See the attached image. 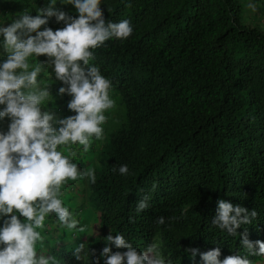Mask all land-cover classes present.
Returning a JSON list of instances; mask_svg holds the SVG:
<instances>
[{
    "label": "trees",
    "instance_id": "obj_1",
    "mask_svg": "<svg viewBox=\"0 0 264 264\" xmlns=\"http://www.w3.org/2000/svg\"><path fill=\"white\" fill-rule=\"evenodd\" d=\"M49 2L0 0V26L25 8L36 15V8ZM56 7L63 9L59 0ZM101 8L106 21L128 19L133 27L127 39L111 38L93 49L90 61L119 94L124 120L93 140L100 167L81 205L91 206L92 231L98 232L80 233L71 244L62 236L51 253L65 264H78L72 256L76 244L87 240L99 255L111 230L138 250L158 242L173 264H203L199 253L193 258L184 251L189 247L200 252L219 247L221 260L239 253L254 261L257 255L240 241L245 230L249 240L264 241V28L247 21L244 0H102ZM48 26L63 24L52 17ZM2 53L0 44V61ZM50 75L38 79L41 86L52 83L45 105L55 112L61 95ZM8 123L0 121V130L7 131ZM124 164L128 175L113 171ZM145 194L150 207L137 213ZM219 199L255 208L258 216L229 236L211 223ZM45 226V231L51 226L49 235L62 233L54 215Z\"/></svg>",
    "mask_w": 264,
    "mask_h": 264
},
{
    "label": "clouds",
    "instance_id": "obj_2",
    "mask_svg": "<svg viewBox=\"0 0 264 264\" xmlns=\"http://www.w3.org/2000/svg\"><path fill=\"white\" fill-rule=\"evenodd\" d=\"M60 3L73 5L78 16L56 7L57 0H50L46 7L36 8V15L25 8L11 24L0 26L4 56L0 61V121H9L7 131L0 130V264H65L50 251L61 243L62 236L64 244H71L80 237L77 233L91 237L98 232L97 228L89 231V225L65 206L62 189L69 181L80 178L96 182L95 169L82 170L73 162L76 151L71 147L82 145L88 152L93 139H103V125L108 119L105 113L115 107L110 79L97 65L90 64L95 59L92 50L111 38L127 39L133 27L128 19L106 21L102 0ZM52 17L63 26L55 30L49 27ZM40 56L47 59L40 61ZM30 57H36V62H30ZM41 73H51L50 81L54 76L62 83L58 94L71 97L67 107L73 115L60 118L46 107L52 83L41 86ZM117 170L121 175L129 174L126 164L113 168ZM149 201L150 196L145 194L137 202L136 212L148 209ZM217 204L211 223L229 236H236L241 225L252 224L258 216L255 208L249 210L225 199H219ZM52 215L66 233L49 235L51 226L45 231V220ZM129 219L134 222L132 217ZM157 222L164 224V217ZM241 235L244 249L264 256V241L249 240L247 230ZM103 240L105 246L99 255L87 240L78 242L72 250L75 261L100 264L103 258V264H173L158 242L138 250L124 234L113 235L111 230ZM184 251L193 258L199 253L203 264H253L247 255L239 253L221 260L219 247L204 252L189 247Z\"/></svg>",
    "mask_w": 264,
    "mask_h": 264
},
{
    "label": "rangeland",
    "instance_id": "obj_3",
    "mask_svg": "<svg viewBox=\"0 0 264 264\" xmlns=\"http://www.w3.org/2000/svg\"><path fill=\"white\" fill-rule=\"evenodd\" d=\"M250 4L253 5L254 7L250 8L249 7ZM259 4L261 5L264 4V1L244 0V5H245L244 14L248 22L252 24L256 23L261 28H264V8L258 7ZM61 5H63L62 10L72 15V10L70 9L69 5L66 4H61ZM55 84L56 85L58 84L59 87L62 86V83L59 81H56ZM57 90L58 88L55 89V91ZM110 96L112 99L115 100V107L107 110L109 117H108V121L103 125L104 136L108 135V133H110L114 129V127H116V125H119L124 120V115H122V112H124L122 110L123 104L121 103V98L119 94L117 93V91L111 89ZM59 97H60V101L58 103L55 102V105L59 104L55 107V113L57 114V116L63 118L69 115H73L74 113L71 112L67 107V103L71 99V97L66 94L61 95ZM71 147L73 148V150L76 151V156L73 158V162L77 163L78 167H80L82 170L91 167L95 169V171H97V169L100 167L99 165L100 150H99V146L95 145V142L92 141L91 147L88 152L83 151L82 145H72ZM61 150L63 151V147L61 148ZM88 181H89L88 178H80L76 181H69L67 185L62 189L64 195L61 198L63 199L65 206L68 207L71 211H73V213L77 216V218L81 219L82 223L88 224L89 230L92 231V229L94 228L95 219L91 213H88V209H87V207L91 209V206L89 207L88 203L86 204V206L81 205V203L83 202V198L85 196L84 191L87 190L88 188V192H89ZM60 232L66 233L67 230L62 228V231ZM79 234L80 233H77V235ZM121 251H126V250H121ZM253 264H264V256H257L253 261Z\"/></svg>",
    "mask_w": 264,
    "mask_h": 264
}]
</instances>
